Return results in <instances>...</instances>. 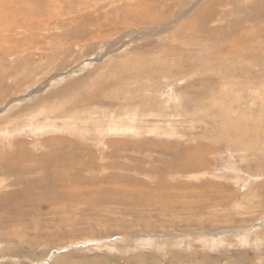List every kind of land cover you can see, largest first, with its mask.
Listing matches in <instances>:
<instances>
[{"label":"rangeland","instance_id":"obj_1","mask_svg":"<svg viewBox=\"0 0 264 264\" xmlns=\"http://www.w3.org/2000/svg\"><path fill=\"white\" fill-rule=\"evenodd\" d=\"M212 1L0 0V264H264V15Z\"/></svg>","mask_w":264,"mask_h":264},{"label":"bare ground","instance_id":"obj_2","mask_svg":"<svg viewBox=\"0 0 264 264\" xmlns=\"http://www.w3.org/2000/svg\"><path fill=\"white\" fill-rule=\"evenodd\" d=\"M242 1L243 0H214V1H212L211 3H210V6L207 8V10H205V12L200 16V18H203V19H206V21H209L211 18H212V15H213V13H215L214 11L217 9V11H218V8H216V6H221V5H223V6H227V5H231V4H237V5H240L241 3H242ZM249 2H255L254 4L253 3H251V4H248L247 6H245L244 8H243V10H245V9H248V10H245L246 11V13H249V15H248V17L246 18V20L245 21H238L237 19L235 20L239 25H237V23L235 22L234 24H232V26H235V28L237 27L238 28V26H240L241 27V25L243 24V22L244 23H248V22H255L257 19H260V18H258L259 17V15L261 14V13H263L262 15H264V0H248ZM149 3V2H148ZM158 3V2H157ZM253 4V5H252ZM140 5V4H139ZM142 5V4H141ZM148 5V4H147ZM144 7V6H143ZM139 8H141V7H139ZM237 8L235 7V10H232L231 12H232V14H238L237 13V11H240L241 12V8L240 9H237ZM136 11V10H135ZM139 11V10H138ZM140 11H142V9L140 10ZM139 11V12H140ZM251 12V13H250ZM146 16V15H145ZM153 17V16H152ZM253 17H256V18H253ZM145 19V18H144ZM148 19H151V18H148ZM147 19V20H148ZM252 19V20H251ZM146 20V21H147ZM198 20H200V19H198ZM264 20V19H263ZM201 21V20H200ZM204 21V20H203ZM259 22V21H258ZM261 22V21H260ZM264 22V21H263ZM134 23V22H133ZM135 24V23H134ZM202 24V23H201ZM249 24V23H248ZM260 24V23H259ZM264 25V24H263ZM29 26V25H28ZM191 26V25H190ZM201 26V25H200ZM251 26V25H250ZM253 26V25H252ZM249 27V26H248ZM248 27L247 28H242V31L244 32V34H242V36H237V35H235V37H234V39L232 40V43L230 44L231 46H229L228 47V49L230 48V51L231 52H236V50H239V48H238V46H237V44L238 45H241V49L240 50H243V48H242V46H246V47H249L250 46V43L251 42H254L255 40H256V38H263L264 39V27H262V26H255V27H249V29H248ZM32 28H34L33 26H32ZM38 28V27H37ZM193 28V27H192ZM25 29H31V27L29 28V27H27V28H25ZM236 30V29H235ZM233 32H235V31H233ZM231 33V32H230ZM231 34H234V33H231ZM220 35V34H219ZM219 35H218V31H214L213 32V30H212V32H211V34H210V36H211V40H210V42H209V40H208V42L214 47L213 49H217V46L219 45L220 46V44H221V40L220 39H222L221 37H219ZM230 35V34H229ZM228 35V36H229ZM223 37V36H222ZM260 38V39H261ZM181 39V38H180ZM185 40V42H187L188 44H191V43H193V44H196V46L197 45H200V43H201V41L200 40H197L196 39V41H187L186 39H184ZM184 40L182 39L181 41V44H184L185 42H184ZM224 40V39H223ZM180 41V40H179ZM226 41V40H225ZM258 41V40H257ZM205 42H207V41H205ZM261 42V41H260ZM259 43V42H258ZM209 44V45H210ZM201 45H202V43H201ZM208 45V46H209ZM210 45V46H211ZM223 45V44H222ZM195 46V45H194ZM205 46H207V44L205 45ZM211 46V47H212ZM263 46V45H262ZM199 47V46H198ZM201 48H202V46H200ZM240 47V46H239ZM262 48V47H261ZM210 49V48H209ZM226 50V49H225ZM239 50V51H240ZM252 51V50H251ZM250 57V56H249ZM114 126V125H113ZM60 175V174H59Z\"/></svg>","mask_w":264,"mask_h":264}]
</instances>
